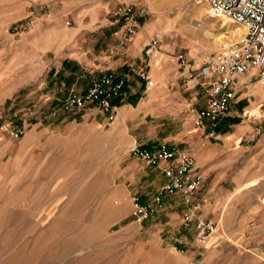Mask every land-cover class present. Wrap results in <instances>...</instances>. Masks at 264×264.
<instances>
[{
  "label": "rangeland",
  "instance_id": "obj_1",
  "mask_svg": "<svg viewBox=\"0 0 264 264\" xmlns=\"http://www.w3.org/2000/svg\"><path fill=\"white\" fill-rule=\"evenodd\" d=\"M124 3L142 5L149 15L141 33L121 43L111 12ZM196 4L0 0V264H264L259 77L247 74L239 84L238 113L217 139L207 140L192 125L202 91L185 83L170 57L155 62L144 52L157 39L160 47H176L170 56L184 55L196 67L218 51L221 44L203 30L225 34L233 22L209 21L207 14L195 20L190 8ZM133 43L144 56L137 62L142 74L128 76L113 102L114 122L91 104L58 109L107 67L132 61ZM11 130L22 134L14 139ZM228 136L235 140L224 149ZM133 139L148 146L175 144L195 161L214 152L213 163H223L220 182L213 186L215 175L206 178L199 193L203 215L216 224L204 247L195 244L192 228L182 226L178 198H165L152 219L133 221L129 196L148 200L162 183L156 170L130 156Z\"/></svg>",
  "mask_w": 264,
  "mask_h": 264
},
{
  "label": "built area",
  "instance_id": "obj_2",
  "mask_svg": "<svg viewBox=\"0 0 264 264\" xmlns=\"http://www.w3.org/2000/svg\"><path fill=\"white\" fill-rule=\"evenodd\" d=\"M205 3L209 18H224L242 25L245 29L239 41L222 44L218 51L205 57L192 67L184 55H172L170 61L183 71L184 81L193 84L204 94L203 105L193 109L192 124L202 130L207 139H217L219 129L229 117L232 103L237 97L238 79L255 73L264 84V0H194ZM149 13L142 5L124 3L111 12L113 24L120 26L115 38L121 43L137 35ZM145 54L150 60L158 61L161 48L157 39L145 45ZM110 55L113 51H109ZM114 55V54H113ZM126 71L117 73L105 71L84 93L72 94L58 108L62 112L80 109L91 104L106 121L116 119V97L123 92L130 74H142V68L134 60L126 62ZM145 84L152 86L146 78ZM57 110L52 115H56ZM5 127L1 126L0 131ZM12 138L22 134L11 130ZM129 154L153 168L164 179L153 197L143 200L137 194L129 196L130 215L135 223L141 224L152 219L165 198H178L181 202V222L185 229L193 230L194 242L204 247L216 231V224L203 215L199 193L204 178L196 166L194 155L169 142L145 145L133 139Z\"/></svg>",
  "mask_w": 264,
  "mask_h": 264
},
{
  "label": "crops",
  "instance_id": "obj_3",
  "mask_svg": "<svg viewBox=\"0 0 264 264\" xmlns=\"http://www.w3.org/2000/svg\"><path fill=\"white\" fill-rule=\"evenodd\" d=\"M145 24H146V21H145V23L142 25V28L140 29L141 31L144 29V27H145ZM148 28V29H147ZM146 29L147 30H151V29H153V27L152 26H149L148 25V27H147ZM141 31H139V33H141ZM138 33V34H139ZM141 48H143V47H141ZM140 48V49H141ZM161 48V51H162V53H161V55L163 56V57H166V60H167V62H168V58L169 57H171L170 55L172 54V53H174V51L176 50V47H160ZM129 49H130V47H129ZM128 49V50H129ZM170 53V54H169ZM122 54H123V52H122ZM128 57L130 58V59H128V60H134V61H136V62H139L140 64L142 63V62H144V60H143V58H144V56L142 55V52L141 53H139V49H138V47H135V44L133 43L132 44V48H131V50H130V53H128ZM163 57H161V59H163ZM126 61L127 60H125V61H123L122 59L119 61L120 62V68H118L119 66H117L116 68H118V69H111L110 67H107L105 70H108V71H115V72H117V73H122V72H125L126 71V67H123L124 66V64L126 63ZM155 62H157V61H155ZM170 62V65H173L174 63H172L171 61H169ZM174 66V65H173ZM155 73V72H154ZM249 75H244V76H242V77H240L239 79H238V83H237V85L239 86V84L241 83V82H246L248 79H249ZM262 88V87H261ZM260 88V90H259V87L257 86L256 87V89H258V91H264V90H262ZM259 93V92H258ZM259 94H261V93H259ZM262 100H264V95H263V97H262ZM239 106H240V99L238 98V97H236V99H235V101H233V103H232V110H231V113L229 114V117L224 121V123L221 125V127H220V129H219V131H221L222 130V128L226 125V123L230 120V119H232L233 117H235L236 116V114L238 113V110H239ZM192 119H193V117H192ZM193 125V124H192ZM195 129V128H194ZM198 133H200V134H202V130H200V129H195ZM230 136V135H229ZM227 137L225 140H224V149L225 148H228L229 147V145L231 144V143H233V141L235 140L234 138H232V139H229L230 137ZM205 139H207V138H205ZM208 140V139H207ZM206 144V143H205ZM220 146V145H219ZM222 147V146H221ZM223 148V147H222ZM230 153V152H229ZM214 152H212V155L211 156H209V157H200L199 158V156H198V158H197V160H196V166L199 168V170H200V172L202 173V175H203V178H204V181H205V179L206 178H208V177H214V175H215V177H214V181H215V183H213L212 185L214 186V185H216V184H218L219 182H220V180H221V176H219L220 174H219V170H220V168H221V166H222V164L223 163H216V164H214L213 163V161L212 160H214ZM157 172V171H156ZM157 175L158 176H160L159 174H158V172H157ZM160 178H161V180H162V183L164 182V179L160 176ZM161 183V184H162ZM225 187V185H223V184H221V188H224Z\"/></svg>",
  "mask_w": 264,
  "mask_h": 264
},
{
  "label": "bare ground",
  "instance_id": "obj_4",
  "mask_svg": "<svg viewBox=\"0 0 264 264\" xmlns=\"http://www.w3.org/2000/svg\"><path fill=\"white\" fill-rule=\"evenodd\" d=\"M197 3V2H196ZM190 7V6H189ZM191 11L193 12V14H191L195 20L197 18H203L205 17V15L207 14V8H206V4L205 3H197L195 6H192ZM210 19V18H209ZM224 20L227 21V19L224 18H212L209 21H215V20ZM208 20V19H207ZM196 27V26H195ZM201 27V26H200ZM202 28V27H201ZM244 27L242 25L233 23L229 26V32H226L225 34H218V35H213L210 32H208L207 30H203V35L207 38V39H211L213 40V42L218 43V44H225L228 41H230L231 39H234L235 41H239L242 37V35L244 34ZM189 31L187 30V33ZM189 35V34H187ZM196 35V34H195ZM193 38V37H192ZM192 38H188L187 37V41L191 44H193L192 42H198L196 39H192ZM227 41V42H226ZM232 41V40H231ZM230 41V42H231ZM229 43V42H228ZM261 85L264 84H260L259 90L262 87ZM262 90H264V86L263 88H261Z\"/></svg>",
  "mask_w": 264,
  "mask_h": 264
}]
</instances>
